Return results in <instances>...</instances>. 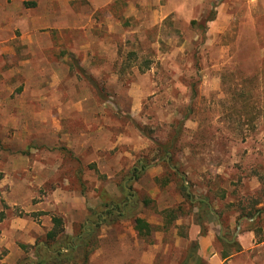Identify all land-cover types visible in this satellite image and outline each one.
<instances>
[{
    "label": "rangeland",
    "instance_id": "rangeland-1",
    "mask_svg": "<svg viewBox=\"0 0 264 264\" xmlns=\"http://www.w3.org/2000/svg\"><path fill=\"white\" fill-rule=\"evenodd\" d=\"M46 1L0 0V264L37 259L54 215L67 236L94 230L89 264H180L205 197L221 255L236 253L221 238L261 244L264 214L243 213L264 208V0H72L71 17ZM239 258L264 264V248Z\"/></svg>",
    "mask_w": 264,
    "mask_h": 264
},
{
    "label": "trees",
    "instance_id": "trees-1",
    "mask_svg": "<svg viewBox=\"0 0 264 264\" xmlns=\"http://www.w3.org/2000/svg\"><path fill=\"white\" fill-rule=\"evenodd\" d=\"M134 56H136V53H133ZM130 58V57H128ZM146 69L150 68V64H146ZM254 91V89L250 90H237V95L235 97V103L232 105V111L239 116L238 123H241L242 117L246 115V121L241 123V126L244 124L254 126L255 121L257 120V113L254 112L253 108L254 106L251 103V100L253 98V95L251 94ZM180 140V138H171L170 141L165 143L166 152L169 154L172 153V148L174 145L176 146L177 142ZM163 147V146H161ZM164 149V147H163ZM172 162V158L170 159ZM173 164V163H172ZM175 168H177L176 171H173L172 169H169L174 176L178 177L179 173H184L181 166L178 164L174 165ZM179 178V177H178ZM180 179V189L182 191V194L188 203V205L193 208L196 203H194V199H192L191 192L187 191V186L183 184V179ZM209 198L205 197V199H201L200 201H197L199 204L202 205L201 213L200 214V220H197V223L201 225V231L199 233V236H205L207 234V230L202 223V215L209 216L212 214V211L209 207ZM129 206H136L137 200H131L128 201ZM180 208V207H179ZM179 208H167L164 210V213L167 218H174L177 215L178 210H181ZM185 213V212H184ZM244 215L249 216L250 218L257 216L256 219H260L262 215L264 214V208H258L255 211L252 212H245ZM119 216H124V214L120 213ZM199 218V216H198ZM255 219V221H256ZM53 221V227L47 232V242L36 249L37 253V259L32 260L25 264H89V259L91 254L96 250L97 243L96 241L92 242L91 239H94V230L87 231L84 230L81 233L76 234L75 236H67L65 234V226H64V220L60 216L54 215L52 218ZM134 222V229L137 231L138 235L141 237H146L152 234L154 230V225L149 223L145 218L134 216L133 217ZM260 229V228H259ZM264 232V229H260L259 232ZM64 237L63 241H66V245L68 250L64 251L61 246L57 247L56 249H51L52 245L51 243H59L58 241ZM221 240L224 242L225 246L227 247H234L236 252L241 251V245L239 242H233L230 243L226 240ZM195 250H189L188 251V258H186L182 263L180 264H206L204 257L199 251V238L195 240ZM81 252V255L79 254ZM231 255V252L224 251L223 252V258H227Z\"/></svg>",
    "mask_w": 264,
    "mask_h": 264
},
{
    "label": "crops",
    "instance_id": "crops-1",
    "mask_svg": "<svg viewBox=\"0 0 264 264\" xmlns=\"http://www.w3.org/2000/svg\"><path fill=\"white\" fill-rule=\"evenodd\" d=\"M61 3L63 4V11L68 13V17H71V13L73 11V7H71V2L72 0H47L46 3ZM35 3V2H34ZM42 1H39L37 5H41ZM49 10H54L50 8ZM83 13L82 11L77 12V15L81 16ZM70 20V18H69ZM53 25H56L55 23ZM67 25V24H65ZM68 25H72L71 22H69ZM247 219V218H246ZM250 221V220H249ZM264 229V228H263ZM251 233H247L248 239H253L252 234L253 232L255 233V229H250L249 230ZM235 239V238H234ZM232 242H236L234 240ZM244 235H240L238 238V242L241 245V251L236 252L235 254H231L227 258H223L221 253H219L213 246V235L211 231H207V234L205 236H200L199 237V251L202 254V256L207 260L208 264H246L243 263V261L240 260V256H242L244 253H248L250 251V255H254V253L261 247L264 248V240L262 241L261 244L256 243L255 241L251 246H249V240L244 242ZM252 252V253H251ZM151 252L143 253L142 261L143 264H153L152 263V254ZM252 264H256L255 261L251 262Z\"/></svg>",
    "mask_w": 264,
    "mask_h": 264
},
{
    "label": "water",
    "instance_id": "water-1",
    "mask_svg": "<svg viewBox=\"0 0 264 264\" xmlns=\"http://www.w3.org/2000/svg\"><path fill=\"white\" fill-rule=\"evenodd\" d=\"M187 191L190 192V188L188 186H187ZM238 228H240V224H239ZM236 235H237V233H236Z\"/></svg>",
    "mask_w": 264,
    "mask_h": 264
}]
</instances>
